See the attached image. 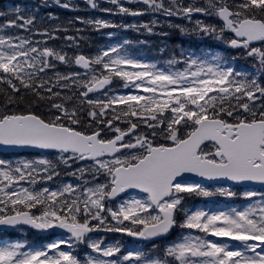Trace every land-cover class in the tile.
<instances>
[{"label":"snow or ice","instance_id":"1","mask_svg":"<svg viewBox=\"0 0 264 264\" xmlns=\"http://www.w3.org/2000/svg\"><path fill=\"white\" fill-rule=\"evenodd\" d=\"M0 264H264V0L0 11Z\"/></svg>","mask_w":264,"mask_h":264},{"label":"rangeland","instance_id":"2","mask_svg":"<svg viewBox=\"0 0 264 264\" xmlns=\"http://www.w3.org/2000/svg\"><path fill=\"white\" fill-rule=\"evenodd\" d=\"M8 2L7 3H5L4 4V7H3V10H5V11H7L8 10V7L9 6H15L17 3H19V4H21L22 2V0H20V1H17V0H7ZM89 14H92V15H101V14H97V12H94V13H89V12H86V15H89ZM75 15H81V14H75ZM115 19H117V20H119V17L118 18H115ZM140 19H147V17H141ZM129 22H130V18H129ZM129 37H131V38H133V39H135L136 37L132 34V33H128L127 34ZM150 39H152V40H154L155 41V43H157L158 41H160V40H162V39H164V38H162V37H156V36H153V37H149ZM148 38V39H149ZM185 39V41H186V43L184 44L186 47H188V46H190L189 45V43H191V41L188 39V38H184ZM168 40H172V44L173 43H175V44H180V43H178L175 39H174V37H170L169 39H167V40H165L164 42H166V43H168L167 41ZM100 42H103V41H100ZM201 46H203V47H206V48H209V49H211V48H213L214 47V45H212V43L211 42H205L203 45H200V44H198V47H201ZM154 47H143V48H137V49H135L136 51H139V52H141V53H144L145 51H148V50H153V52L155 53V56L153 57V58H159L158 57V54L156 53V51L153 49ZM149 57H151V56H149Z\"/></svg>","mask_w":264,"mask_h":264},{"label":"trees","instance_id":"3","mask_svg":"<svg viewBox=\"0 0 264 264\" xmlns=\"http://www.w3.org/2000/svg\"><path fill=\"white\" fill-rule=\"evenodd\" d=\"M52 10H53V11H57V12H59V14H60L63 18H67V16H68V17H71V16H73L74 14H78V13L68 12V11H66V10H62V9H52ZM176 37H177V41H178V43H179V42H180V36H179L178 33H177ZM189 45H190V46L198 47V44L193 45L192 42L189 43Z\"/></svg>","mask_w":264,"mask_h":264}]
</instances>
